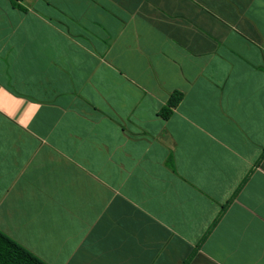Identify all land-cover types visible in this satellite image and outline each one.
Listing matches in <instances>:
<instances>
[{"label":"crops","instance_id":"crops-1","mask_svg":"<svg viewBox=\"0 0 264 264\" xmlns=\"http://www.w3.org/2000/svg\"><path fill=\"white\" fill-rule=\"evenodd\" d=\"M0 232L45 264H264V0H0Z\"/></svg>","mask_w":264,"mask_h":264},{"label":"trees","instance_id":"trees-1","mask_svg":"<svg viewBox=\"0 0 264 264\" xmlns=\"http://www.w3.org/2000/svg\"><path fill=\"white\" fill-rule=\"evenodd\" d=\"M0 264H45L0 232Z\"/></svg>","mask_w":264,"mask_h":264}]
</instances>
